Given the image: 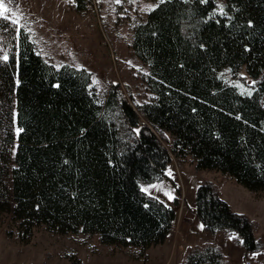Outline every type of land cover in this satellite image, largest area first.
I'll return each instance as SVG.
<instances>
[{
    "label": "trees",
    "instance_id": "trees-1",
    "mask_svg": "<svg viewBox=\"0 0 264 264\" xmlns=\"http://www.w3.org/2000/svg\"><path fill=\"white\" fill-rule=\"evenodd\" d=\"M132 48L152 100L134 104L114 84L102 102L91 72L49 63L0 15V225L11 217L21 242L43 227L144 255L177 218L143 188L167 178L172 155L264 191V0H164L135 27ZM226 70H245L253 92L228 83ZM195 212L206 232L233 231L248 253L260 249L253 223L212 183L198 187ZM222 254L205 245L185 263L221 264Z\"/></svg>",
    "mask_w": 264,
    "mask_h": 264
},
{
    "label": "rangeland",
    "instance_id": "rangeland-1",
    "mask_svg": "<svg viewBox=\"0 0 264 264\" xmlns=\"http://www.w3.org/2000/svg\"><path fill=\"white\" fill-rule=\"evenodd\" d=\"M159 2L85 0V9L78 10L76 0H5L9 11L3 15L30 33L37 52L49 63L91 72L92 88L102 102L111 86L118 84L125 97L140 105L154 95L145 83L149 69L133 52L134 29ZM218 4L221 11V1ZM223 76L242 93L253 92L256 82L245 70H226ZM167 140L170 148L169 134ZM166 173V179L143 188L173 206L177 218L166 241L144 255L135 248L103 245L97 235L53 234L43 227L35 229L32 239L23 243L11 217L6 216L0 225V264H186L187 253L205 245L220 248L221 264H264V191H251L221 172L199 171L191 156L179 159L172 155ZM205 182L212 183L232 210L253 223L260 249L248 253L236 232L209 233L203 229L195 199L198 187Z\"/></svg>",
    "mask_w": 264,
    "mask_h": 264
},
{
    "label": "snow or ice",
    "instance_id": "snow-or-ice-1",
    "mask_svg": "<svg viewBox=\"0 0 264 264\" xmlns=\"http://www.w3.org/2000/svg\"><path fill=\"white\" fill-rule=\"evenodd\" d=\"M117 2H119V0H117ZM163 2L164 0H160V3H163ZM202 2H206V0H202ZM8 11L9 9L5 6V0H0V15H3L4 13H7ZM221 13H223V9H221ZM4 18L7 19V16H4ZM13 23H16V21H13ZM3 59L7 60L8 59L7 55H4ZM19 131L20 130L18 129L17 132L19 133Z\"/></svg>",
    "mask_w": 264,
    "mask_h": 264
}]
</instances>
